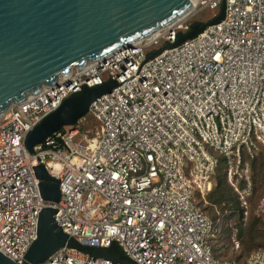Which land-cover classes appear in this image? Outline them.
Here are the masks:
<instances>
[{"label":"built area","instance_id":"obj_1","mask_svg":"<svg viewBox=\"0 0 264 264\" xmlns=\"http://www.w3.org/2000/svg\"><path fill=\"white\" fill-rule=\"evenodd\" d=\"M192 2V0H191ZM225 2L224 20L176 48L191 20ZM193 5V3H192ZM170 25L104 59L59 75L57 84L0 118V253L21 264L44 208L79 246L118 245L135 264H241L215 255L220 219L204 210L221 166L247 211L253 162L264 145V0H197ZM219 14V13H218ZM214 19V18H213ZM191 23V24H190ZM159 55L148 59L153 45ZM114 80L88 115L93 135L68 126L29 151L31 131L84 88ZM79 124V122H78ZM59 181L44 199L34 168ZM255 215L264 221V192ZM239 231L230 243L241 249ZM67 243L44 264H120ZM244 264H264V247Z\"/></svg>","mask_w":264,"mask_h":264},{"label":"water","instance_id":"obj_2","mask_svg":"<svg viewBox=\"0 0 264 264\" xmlns=\"http://www.w3.org/2000/svg\"><path fill=\"white\" fill-rule=\"evenodd\" d=\"M191 0H0V118L28 94H38L43 86L57 84L59 75L73 68L104 59L109 54L152 35L173 23L190 8ZM225 2L219 14L206 24L196 23L179 35L176 48L202 34L209 26L224 20ZM152 52L148 59L159 55ZM117 83L84 88L66 99L29 134V151L64 127L84 118L91 104L109 94ZM45 200L60 198L59 181L40 164L34 168ZM56 210L48 206L39 218L37 239L21 264H44L68 242L79 245L58 230ZM92 257L120 264H135L107 249L89 248ZM0 264H18L0 253Z\"/></svg>","mask_w":264,"mask_h":264},{"label":"rangeland","instance_id":"obj_3","mask_svg":"<svg viewBox=\"0 0 264 264\" xmlns=\"http://www.w3.org/2000/svg\"><path fill=\"white\" fill-rule=\"evenodd\" d=\"M219 12L220 8L214 11H202L191 20V23L206 24L213 20ZM161 46V44L153 45L150 48V52L158 51ZM76 125H80L83 132L89 131L93 135L98 131L100 124L87 114ZM252 165L254 196L250 199L247 217L244 215L241 217V213L244 214V211L247 210L242 208L234 191L231 193V196L222 200L220 190L223 187L220 189L218 185L220 176L224 175L223 171L219 172L216 186L208 198V204L204 208L212 220L217 221V219H220L222 231L217 245V250H219L218 256L237 261L241 264L246 262V258L253 251L264 246V221L255 215L256 207L264 192V145L261 147L259 156ZM232 228H236L239 231L238 238L241 242L239 252H235L230 244L229 236Z\"/></svg>","mask_w":264,"mask_h":264},{"label":"trees","instance_id":"obj_4","mask_svg":"<svg viewBox=\"0 0 264 264\" xmlns=\"http://www.w3.org/2000/svg\"><path fill=\"white\" fill-rule=\"evenodd\" d=\"M221 171H223L224 172V167L223 166H221L220 168H219V171H218V174H217V178H218V175H219V172H221ZM217 178H216V180H217ZM218 187L221 189V187H223V189H221L220 191H221V196H222V200L223 199H225V198H227V197H229V196H231V193L233 192V190H232V188L230 187V185L228 184V182H227V179H226V175H225V173H224V175H221L220 176V180H219V185H218ZM213 193V192H212ZM238 200V199H237ZM205 211H206V209H204ZM207 213V212H206ZM242 215H241V217L243 216V213H241ZM230 235H231V232H230ZM220 237H221V234L219 235V237H218V239L215 241V255H216V257H219L218 256V251L219 250H217V245H218V241H219V239H220ZM229 240H230V236H229ZM231 244V243H230ZM70 246L71 247H75V248H77V249H79L80 251H82V252H84V253H86V254H89V255H91L92 254V251L91 250H89V249H84V248H82L81 246H79V245H76V244H70ZM264 247V246H263ZM109 251H110V253L112 254V255H115V256H120L123 260H127V258H126V256L123 254V252L120 250V248L118 247V245H116V244H113V246L111 247V248H109ZM219 258H221V257H219ZM222 259H225V258H222Z\"/></svg>","mask_w":264,"mask_h":264},{"label":"bare ground","instance_id":"obj_5","mask_svg":"<svg viewBox=\"0 0 264 264\" xmlns=\"http://www.w3.org/2000/svg\"><path fill=\"white\" fill-rule=\"evenodd\" d=\"M196 2H197V0H192V3H193L192 8H193L194 5L196 4Z\"/></svg>","mask_w":264,"mask_h":264}]
</instances>
